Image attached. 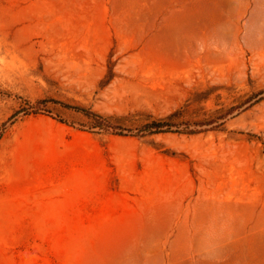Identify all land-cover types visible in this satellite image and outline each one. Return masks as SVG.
<instances>
[{
	"label": "rangeland",
	"instance_id": "obj_1",
	"mask_svg": "<svg viewBox=\"0 0 264 264\" xmlns=\"http://www.w3.org/2000/svg\"><path fill=\"white\" fill-rule=\"evenodd\" d=\"M0 264H264V0H0Z\"/></svg>",
	"mask_w": 264,
	"mask_h": 264
},
{
	"label": "trees",
	"instance_id": "obj_2",
	"mask_svg": "<svg viewBox=\"0 0 264 264\" xmlns=\"http://www.w3.org/2000/svg\"><path fill=\"white\" fill-rule=\"evenodd\" d=\"M66 107L71 109V110H74L76 112L82 113L87 118L91 119L94 129H100V130H105V131L114 130V131H119L121 133H123V131H124V129L119 127L118 124L114 123L117 120L115 118H113V117H104L102 115H99V114L84 110L82 108H73V107H70V106H66ZM232 110H234V109H231L227 114H225V115H223L221 117H217V118H212V119L206 120L205 122L200 123V125L201 126H207V127L213 126V125H217V126L214 127V129L215 130L220 129L224 125V120L227 119V116L230 115V112ZM220 121L221 122L223 121V123L219 124ZM165 128H168V130L164 131ZM143 132H145V134H148V135H158V134H161V133H168V132H171V126L167 125L166 123H152V124L146 125L144 127ZM179 133H181V134H189V135L198 134L197 130H190L189 127L185 131L179 132Z\"/></svg>",
	"mask_w": 264,
	"mask_h": 264
}]
</instances>
